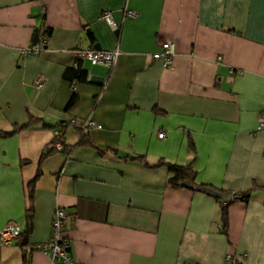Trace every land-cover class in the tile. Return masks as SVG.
Instances as JSON below:
<instances>
[{"label":"crops","instance_id":"0c3cea01","mask_svg":"<svg viewBox=\"0 0 264 264\" xmlns=\"http://www.w3.org/2000/svg\"><path fill=\"white\" fill-rule=\"evenodd\" d=\"M47 28L48 46L24 53ZM168 40L166 68L153 55ZM88 48L118 49L117 62L81 61L88 80L73 82L68 69ZM73 117L102 127L80 145ZM31 118L0 136V231H26L28 186L42 171L31 231L0 244V264H55L34 245L50 238L57 208L73 259L86 264H264V189L232 201L225 233L216 197L130 159L194 160L197 183L235 194L264 184V0H0V132ZM61 122L69 150L40 164Z\"/></svg>","mask_w":264,"mask_h":264},{"label":"built area","instance_id":"2783aa9c","mask_svg":"<svg viewBox=\"0 0 264 264\" xmlns=\"http://www.w3.org/2000/svg\"><path fill=\"white\" fill-rule=\"evenodd\" d=\"M124 15L127 17H137L138 12L126 8L124 10ZM101 18L105 20L112 28L117 29L118 24L115 21L114 13L111 10H104ZM49 44L48 37L44 34L38 44H35L29 48H26L24 50V53L27 54H38L40 53L45 47H47ZM119 56V50H104L99 48H88L84 50H78L77 52V58L76 62L73 64L74 67H77L79 64V61L88 60L92 64H99L103 63L111 68L114 67V65L117 62ZM174 56H175V44L172 41H165L162 43V49L156 53H154L153 57L155 60L160 61L161 64L169 68L174 63ZM45 79L44 77L40 76L36 79L35 85L37 88H42L45 85ZM74 89H76V85L73 84L72 86ZM74 126L81 127L84 130H91L93 128H101L102 125L96 122L95 120L91 118L82 119L78 117L70 118L68 121ZM259 130L264 129V120H262L258 127ZM54 138L52 142L49 144L51 149H62L64 144V136L63 132L60 128H56L53 131ZM165 135L164 132L160 133V137H163ZM68 214L67 212L62 208H57L54 213L52 228H51V235L50 238L43 242L34 245V249L41 250L51 257L52 261L55 264H86L84 262H81L79 260L73 259L71 255V241L69 236L64 232V226L66 224ZM23 232V228L20 223L18 222H10L7 226H5L0 231V244H10L14 241H16ZM243 256H246L244 254ZM227 260L232 262L234 260L233 254L227 255Z\"/></svg>","mask_w":264,"mask_h":264},{"label":"trees","instance_id":"16d2710c","mask_svg":"<svg viewBox=\"0 0 264 264\" xmlns=\"http://www.w3.org/2000/svg\"><path fill=\"white\" fill-rule=\"evenodd\" d=\"M52 33V29L51 28H47L44 32L45 35H50ZM68 73L70 74V76H72L73 82H85L88 80V71L86 69H84L82 67V63L81 61H79V64L77 67H71L68 69ZM78 98V95L76 93V91L73 93L72 97L70 98L67 106L70 107L71 105L74 104V102H76ZM38 120L37 118H31L29 119L28 122H24L20 125H16L15 128L12 131H5V132H0V136L1 135H10L16 131L22 130L24 128L30 127L31 125H33L35 123V121ZM61 125L59 126L61 131L63 132V136H64V123L61 122ZM76 128L80 131L81 133V137L80 140L78 142V144H84L87 142H90V138H89V131L84 130L81 127H77ZM191 147L194 148L193 142H191ZM71 149V148H70ZM53 150L55 149H51L49 152H42V156L40 158V164L41 162L44 160V158L50 154ZM62 150H69V147L66 146L65 141L63 144V148ZM130 159H135V160H141L143 161L146 165L148 166H152V167H157V166H166L170 172V177L168 179V182L170 184V186L175 187V188H179V187H184L182 186V182L185 181H195L196 178V174L197 171L195 169L194 166V160H192L190 163L188 164H177V163H172L169 162L167 160L161 159L158 162H156L155 164H150L147 160H145V156L144 155H137V156H131ZM41 167L39 168L35 178L29 183L28 186V197H29V201H30V205L27 209V229L26 231L23 230L22 235L18 238L19 240L23 237L24 241L26 242V238L28 237L30 231H31V227H32V222H33V216H34V205H33V201H34V194H35V184H36V180L40 177L41 175ZM206 185V184H204ZM209 186V185H207ZM258 188H262L264 189V184H259L258 182H254L253 186L248 189L245 190L243 192H238V193H234V198L233 200H242L245 202H248L250 200V198L252 197L253 192L258 189ZM220 190V189H219ZM225 191V190H222ZM220 202H221V220H222V227L224 229V232L227 233V229L229 226V205L232 203L233 200L229 201V202H225L219 198H217ZM22 238V239H23ZM22 243V244H25ZM24 264H29L28 261L25 259Z\"/></svg>","mask_w":264,"mask_h":264},{"label":"water","instance_id":"95a60500","mask_svg":"<svg viewBox=\"0 0 264 264\" xmlns=\"http://www.w3.org/2000/svg\"><path fill=\"white\" fill-rule=\"evenodd\" d=\"M181 184L184 187L204 192L206 194H209L211 196L219 198L225 202H229V201L233 200V198L235 196L232 191H222V190H219V189L214 188L212 186L199 184V183H197L195 181H191V180L182 182Z\"/></svg>","mask_w":264,"mask_h":264}]
</instances>
